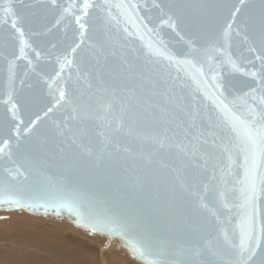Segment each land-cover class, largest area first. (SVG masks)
<instances>
[{
	"label": "snow or ice",
	"instance_id": "obj_1",
	"mask_svg": "<svg viewBox=\"0 0 264 264\" xmlns=\"http://www.w3.org/2000/svg\"><path fill=\"white\" fill-rule=\"evenodd\" d=\"M51 4L60 9L57 25L73 17L78 29L77 39L56 58L59 71L51 79L45 78L50 98L45 103L43 96L18 99L11 87L16 60H26L35 71L28 50L34 53L36 60L43 56L33 48L24 28L19 26L26 16L33 15L25 11L33 6L25 4L24 0H20L19 8L14 0L0 3V25L7 26L0 29V42L5 48L13 47L16 42L19 45L18 54L14 50L12 59L5 57L10 91L3 103L6 112L11 114V121L6 116L0 119V133L8 136L0 140V154L11 158L12 133L19 140L21 126L25 124L22 112L28 119L23 132L29 135L36 132L37 126L54 109L71 107L75 118L83 119L66 87L67 81H63V72L76 67L77 51L90 39L88 33L97 20L90 10L99 8L106 13L107 22L115 31L125 37L137 36L144 43L147 61L152 64L167 61L168 66L177 70L176 77L165 78L152 72L146 64L123 58L120 70L127 103L121 101L120 117L113 130L123 131L126 127L131 135L142 123L163 128L162 134L157 132L149 138L159 150L167 149L170 154L168 160L156 161L158 168L173 174V192L179 187L196 202L195 208L211 211L214 220L208 222L204 230L199 225H189L182 243H154L153 237L143 231L130 237L129 232L135 225L112 211L92 210L80 193L69 188L60 187L37 195L34 188L19 182L20 176L27 179L19 166L4 169L7 175L0 180V205L29 210L43 207L45 213L51 207L56 215L67 210L79 226L126 238L133 255L148 260V264H264V0L154 2L162 17L161 24L168 25L178 36L184 30L195 31L210 20L219 23L223 42L203 50L207 70L194 55L201 50L191 42L188 43L192 51L179 58L167 50L162 40H154L156 30L139 14L140 5L136 0H103L102 4L93 0L76 4L70 0L67 6L51 0ZM234 42L240 63L229 51ZM223 64L252 78L250 84L244 85L246 91L233 87L226 95L219 72ZM180 72L190 78L194 88L181 81ZM40 104H44L40 109L43 115L36 111ZM99 107L110 113L114 110V101L109 97ZM105 140L107 147L111 139L105 136ZM69 144L81 153L92 155L86 133L81 132L79 136L73 133ZM209 195L216 196L231 215L222 218L219 212L210 210L206 203Z\"/></svg>",
	"mask_w": 264,
	"mask_h": 264
},
{
	"label": "water",
	"instance_id": "obj_2",
	"mask_svg": "<svg viewBox=\"0 0 264 264\" xmlns=\"http://www.w3.org/2000/svg\"><path fill=\"white\" fill-rule=\"evenodd\" d=\"M4 2L5 0H0V3ZM14 2L19 8L20 0ZM24 2L33 6L25 10L26 13L31 12L33 15L26 16V20L19 26L24 28L26 38L33 48L42 52L43 56L40 60H36L34 53L28 50L30 58L34 61L35 71L26 60H16L11 87L14 88L18 99L43 96L47 103V99L50 98L45 78L51 79L55 72L59 71L56 58L63 55L68 50L67 45L77 39L78 26L73 17H67L57 25L60 9L51 4V0H24ZM69 2L70 0H57V4L62 6H67ZM71 2L79 4L82 0H71ZM93 2L102 4L103 0H93ZM136 2L140 5L139 14L145 18L149 27L156 30L153 34L154 40H162L167 50L179 58H184L192 51L188 43L191 42L196 49L201 50L194 55L207 70V60L203 56V50L217 42H223L218 22L210 20L195 31L184 30L178 36L168 25L161 24L160 11L153 6L154 2L159 3L160 0H136ZM90 12L92 17L97 18L94 28L88 33L90 39H86L85 44L78 49L76 67L66 68L63 72V81H67L66 87L80 109V116L83 119H76V113L71 107L54 109L53 113L37 126L36 132L29 135L23 132V128L28 125V119L22 112L21 119L25 124L21 126L19 140L12 133L11 158L0 154V180L7 175L5 168L19 166L27 175L26 180L24 176H20L19 182L34 188L37 195L60 187L69 188L80 193L92 210L99 213L112 211L135 225L136 227L129 232L130 237L136 235L138 231H143L153 237L154 243H182L189 225L196 224L204 230L207 229L208 222L213 221L214 218L211 211L195 208L196 202L190 196L183 194L179 187L173 192L172 188L175 185L173 174L158 168L156 161L161 158L168 160L170 154L167 149L159 150L149 138L157 132L162 134L163 128L142 123L131 135L126 127L123 131L113 130L120 117L121 101L127 103L126 85L120 70L123 58L133 63L146 64L152 72L165 78L169 75L176 77L177 70L174 66H168L167 61H160L158 64L147 61V50L137 36L125 37L115 31L107 22L106 13L99 8ZM85 19L91 22L89 18ZM6 27L0 25V29ZM18 47V42L8 48L0 42V119L6 116L9 121L11 114L6 112L3 103L10 91L8 64L5 57L12 59L11 52L15 50L18 54ZM229 51L237 63H240V53L235 42ZM214 59L222 58L214 57ZM257 67H259L258 62ZM219 72L220 82L225 85L226 95L233 90V87L246 91L244 85L252 82L251 77L234 72L227 64H223ZM180 76L182 82L194 88L189 77L183 72H180ZM109 97L114 101V110L110 113L102 111L99 107ZM41 108H44V104L38 105L36 111L37 114L43 115ZM32 119H35V116ZM81 132L87 135L92 150L91 156L79 152L69 144L73 133L79 136ZM102 133L104 135H101ZM105 136L111 139L107 147ZM7 138L6 134L0 133V140ZM149 160L152 161L151 164ZM231 202L229 199V203ZM206 203L210 210L219 212L222 218L231 215L214 195L207 196ZM14 211L64 221L87 234L105 238L114 248L125 252L137 264H148V260L133 255L126 238L92 232L88 228L79 226L75 223V217L67 210L56 215L51 207L45 213L43 207L29 210L0 205V213ZM155 258L150 257V259Z\"/></svg>",
	"mask_w": 264,
	"mask_h": 264
},
{
	"label": "rangeland",
	"instance_id": "obj_3",
	"mask_svg": "<svg viewBox=\"0 0 264 264\" xmlns=\"http://www.w3.org/2000/svg\"><path fill=\"white\" fill-rule=\"evenodd\" d=\"M0 218V264H20V260L23 258L36 259L43 264H53L55 263L53 253L68 254V252L73 253L76 259L81 260V262L87 263L90 261L88 257L85 259V257L78 256L82 248L70 245L74 242L70 234L62 233V227L64 226L59 227L51 222L55 220L25 214L20 211L2 212ZM90 237L99 243L88 248L92 251L88 252L92 254V263L96 261L100 264L102 259L105 264H137L122 250L114 248L111 244H105L102 241L103 237L99 238L94 235H90ZM47 250H50L49 254ZM8 253L10 254L8 255ZM113 261L115 263H112Z\"/></svg>",
	"mask_w": 264,
	"mask_h": 264
},
{
	"label": "bare ground",
	"instance_id": "obj_4",
	"mask_svg": "<svg viewBox=\"0 0 264 264\" xmlns=\"http://www.w3.org/2000/svg\"><path fill=\"white\" fill-rule=\"evenodd\" d=\"M8 216V215H6ZM21 216V215H20ZM4 217V216H3ZM2 217V218H3ZM7 218V217H5ZM1 219V218H0ZM4 219V218H3ZM21 220V218H19ZM8 220V219H7ZM18 221V219H17ZM3 222V221H1ZM53 224H56L57 226L62 227V233H68L70 234L72 240L74 242H72L70 245L73 247H81V252L79 253L81 257H85V259H87V257L90 259V261H88L87 263L81 262V260L76 259L75 255H73V253H69L68 254H61V253H53V257H54V262L53 264H98V262H93L91 261V253L88 252H92L90 251L88 248L89 246H94V244H99L95 241V239H92L90 237L89 234L84 233L82 230L79 229H75L74 227H72L70 224L65 223L64 221H51ZM15 223V222H14ZM40 228V227H38ZM94 238V237H93ZM71 240V241H72ZM102 241H104L105 244L110 245V241L105 240V238L102 239ZM101 244V243H100ZM32 248V247H31ZM104 248V247H103ZM110 248V247H109ZM102 249V248H100ZM108 250V248H107ZM110 250V249H109ZM100 251V250H99ZM106 251V250H105ZM50 250H47V253L49 254ZM112 252V251H111ZM110 252V253H111ZM105 253V252H104ZM113 253V252H112ZM111 253V254H112ZM10 253H8L9 255ZM14 255V254H13ZM77 255V254H76ZM115 256V254H112ZM15 257V256H14ZM17 257V256H16ZM101 257V256H100ZM103 258V257H102ZM102 262H100V264H105L104 260L101 259ZM86 262V261H85ZM112 263H115L114 261ZM117 263V262H116ZM125 263V262H124ZM20 264H43L42 262H40L39 260L36 259H27V258H23L22 260H20Z\"/></svg>",
	"mask_w": 264,
	"mask_h": 264
}]
</instances>
